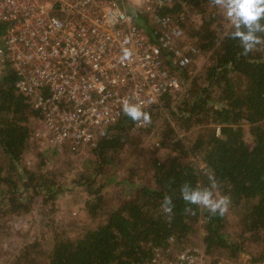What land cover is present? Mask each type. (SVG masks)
I'll list each match as a JSON object with an SVG mask.
<instances>
[{
    "label": "trees",
    "instance_id": "16d2710c",
    "mask_svg": "<svg viewBox=\"0 0 264 264\" xmlns=\"http://www.w3.org/2000/svg\"><path fill=\"white\" fill-rule=\"evenodd\" d=\"M187 6L198 13L197 24L185 23ZM209 6L208 0H174L171 7L162 9L183 12L182 26L201 52L208 53L209 63L203 76L192 75L196 58L179 68L180 87L144 109L150 114L151 123L142 130H153L156 148L161 149V154L152 157L148 164L149 180L131 176L107 180L103 176L102 161L108 155L142 138L141 131L130 134L135 122L122 114L105 128L98 145L90 149L96 164L84 183L88 191L84 210L92 224L79 227L70 236L68 230L49 217L45 220L49 248L43 255L29 256L30 248L40 244L36 237L20 250V264H141L150 257L152 247L164 243L169 236L182 243H196L192 238L203 218L200 241L207 253L235 257L244 252L250 264L264 261V48L258 46L259 50L241 55L239 42L227 36L231 25L218 28ZM2 28L0 22V31ZM15 80L11 69L2 71L0 243L8 227L4 215L30 212L34 204L53 206L56 194L67 182L56 181L54 168L47 165V159L59 147H41L40 139L34 135L41 123L40 114L15 87ZM164 110L173 123L163 115ZM195 125L201 126L190 140L178 135L177 129L188 130ZM31 143L38 157L36 164H29L30 160L27 162L24 157ZM61 148L70 155L67 145ZM197 157L204 163L202 168ZM210 175L218 182L216 192L229 196V208L237 210L240 230L236 236L225 230L226 214L212 215L205 208L186 204L180 197L183 183L208 187ZM111 180L123 184L113 194L104 191ZM39 195L42 198H36ZM165 196L172 199L171 218L161 209ZM186 208L191 210L185 211Z\"/></svg>",
    "mask_w": 264,
    "mask_h": 264
},
{
    "label": "built area",
    "instance_id": "2783aa9c",
    "mask_svg": "<svg viewBox=\"0 0 264 264\" xmlns=\"http://www.w3.org/2000/svg\"><path fill=\"white\" fill-rule=\"evenodd\" d=\"M174 0H0V75L40 114L41 145L79 153L98 145L132 98L144 109L181 84L200 48ZM132 56L121 62L123 49ZM136 127H139L134 123ZM205 219V218H203ZM141 264H245L169 236Z\"/></svg>",
    "mask_w": 264,
    "mask_h": 264
},
{
    "label": "rangeland",
    "instance_id": "374dc122",
    "mask_svg": "<svg viewBox=\"0 0 264 264\" xmlns=\"http://www.w3.org/2000/svg\"><path fill=\"white\" fill-rule=\"evenodd\" d=\"M209 9L214 11V24L218 28H226L230 25L227 18L221 15L220 10L213 6H209ZM184 13L188 17L185 22L186 24H190V22L194 24L198 23L199 15L194 11L193 7L187 6L184 9ZM184 30L188 32L186 28ZM195 61L192 75L203 76L205 71L204 67L209 63L208 53L201 52ZM163 115L168 117L170 122L173 123L171 116L168 115L166 110H164ZM200 126L195 125L188 130L177 129V133L186 140H190L198 133ZM143 127L133 126V128L129 129L130 134L141 131L140 138H142L140 141H137L135 144L125 145L118 153L112 156L108 155L102 161V173L107 180L111 178L117 180L126 178L127 176L139 180H149L151 171L148 164L152 157L161 154V149L157 150L156 148L157 137L153 134V130L147 133L146 130H142ZM32 144L26 148L24 157L26 161L30 160L31 163L29 164H36L38 157L36 155V149ZM41 147L44 146L41 145ZM90 149L79 153L70 152V155H68L62 151V148H59L52 155L51 159L46 158L48 160L47 165L51 166L49 168H54L51 170L54 173L52 174L56 181L67 182L63 183L61 190L56 194L53 206L52 204H46L40 207L39 204H34L30 212L15 216L4 215L7 218L8 227L0 243V264H20L22 259L17 258L20 250L27 243L36 239V237L40 238L37 239L40 240V244L33 249L29 247L30 253L28 255H43L44 251L50 246L49 237L48 240L46 238L49 227L45 225V220L49 217L54 218L57 225L60 224V226L68 230L67 232L70 236H74L79 230V227L81 228L92 224V218L84 210V200L88 197V191L84 183L88 180L87 177L93 173L94 163L96 164V157L89 154ZM196 160L200 168H202L204 163L198 157ZM86 163L91 166L87 167ZM202 171L204 172V169ZM109 182L104 186V191L109 194L116 193L123 187V184H119L118 182L112 180ZM217 195L221 196L219 192H217ZM36 198H42V195ZM226 218L225 230L230 236H236L240 230L236 223L237 210L229 208V211L226 213ZM203 221L204 219L199 220L198 232L192 238L196 243L186 241L183 243L190 245L202 244L200 240L203 232ZM235 257L242 259L245 264H250L249 256L244 252H240ZM253 264H264V261H257Z\"/></svg>",
    "mask_w": 264,
    "mask_h": 264
},
{
    "label": "clouds",
    "instance_id": "9594fccd",
    "mask_svg": "<svg viewBox=\"0 0 264 264\" xmlns=\"http://www.w3.org/2000/svg\"><path fill=\"white\" fill-rule=\"evenodd\" d=\"M209 4L226 17L231 25L227 33L228 38L238 41L242 49L241 55L264 48V0H208ZM121 62L129 60L132 53L129 49L122 50ZM121 110L125 116L138 126H147L151 123V116L144 110L143 102H134L132 98L121 101ZM208 187H193L185 182L180 186V197L188 205H197L207 209L212 215L224 216L229 211L231 198L218 196V182L214 175L209 176ZM161 209L171 218L173 203L170 196H165ZM191 209L186 208L185 211Z\"/></svg>",
    "mask_w": 264,
    "mask_h": 264
}]
</instances>
